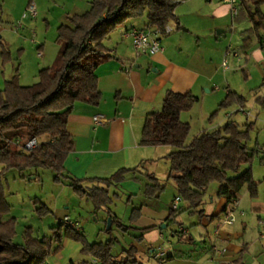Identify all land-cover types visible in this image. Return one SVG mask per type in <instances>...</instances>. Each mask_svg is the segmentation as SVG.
I'll list each match as a JSON object with an SVG mask.
<instances>
[{
  "label": "crops",
  "instance_id": "obj_1",
  "mask_svg": "<svg viewBox=\"0 0 264 264\" xmlns=\"http://www.w3.org/2000/svg\"><path fill=\"white\" fill-rule=\"evenodd\" d=\"M91 1L0 0V89L3 90L6 82L11 80L17 72H19L21 84L23 80L28 81L30 77L33 78V81L38 78L40 80V70L49 67L54 62L60 48L57 40L58 27L61 24H69L70 16L86 12ZM219 1L220 5L215 15H210L207 12L202 14V17L206 20L218 21L216 25H224L223 28H219V35H225V33L231 35L232 42H229L226 45L227 47L225 46L226 51H230L231 60L241 68L247 80L249 78L247 71L255 72L258 87L253 89V92L256 95L257 105L264 108L257 102L258 97L264 96V85H262L264 82L263 30L255 34L245 32L251 29L252 22L245 18L243 12H240V14L238 12L239 15L235 16L230 4L222 0ZM253 1L256 0H249L248 2L251 8H254ZM259 1H261L260 9L264 13V0ZM32 2L37 6L38 16L36 18H23V14ZM241 3L242 0L239 2V10ZM175 13L179 22L175 21L169 24L173 31L162 40L164 50L155 55L138 53L133 48L132 39L125 35L131 28L146 27L148 25L146 16L128 20L104 40L105 46L114 57L102 63L96 70L98 87L102 93L100 104L93 106L76 102L72 113L69 115L67 130L71 135L74 147L64 162L66 174L85 179L109 178L119 169L129 168L132 170L124 175L125 180L113 182L109 186V194L114 190L116 191L115 195L119 196L117 191L122 186H127L128 191H133L132 194L140 195L143 184L141 183L137 190H132L130 186L135 185L132 183V179L143 180V177L147 178V175L151 174L162 182L165 176L161 178L158 170H148L147 164L149 160L156 161V159L166 158L168 154L174 151V148L169 145L145 146L141 144L142 129L146 116L162 108L166 91L170 89L183 94L191 92L199 98V101L205 99V96H200V91L203 90L204 92L205 88H207V95L215 94L221 96L220 99H223L229 91L237 92L232 88V77L229 73L231 67L228 70L224 69V74L212 69L213 55L209 48H214L215 45L222 46V43L217 41L218 39L215 43H211L209 38L212 36V28L205 24L202 25L203 29L191 27L187 24L188 22L184 21L183 16L176 12V9ZM20 19H22L24 26L16 30L14 26ZM184 26H187V28H184ZM181 28L184 31H178ZM191 37L196 38L195 43ZM201 37H205L206 46L203 45ZM31 39H35L36 42H32ZM229 46L230 48H228ZM40 52H42V55H39ZM33 54L36 57H33L34 59L31 61L30 56ZM221 56L222 54H220ZM38 59L42 62L37 61ZM219 59L223 61V58ZM126 69L129 70L126 71ZM248 83L249 80L246 84ZM257 89L262 94L259 95L256 92ZM237 93L242 95L239 92ZM246 104L247 100L243 108ZM237 107L242 106L236 104L233 109L235 110ZM226 111L221 120L214 119L211 127L206 130L221 128L230 120L237 122L236 117L238 115L236 113L238 110L236 109L231 113H228V110ZM183 115L184 112L181 114L182 120ZM97 116L101 117L100 121H96ZM247 116H250V113ZM237 123L239 124V122ZM247 124L249 123L244 124V127ZM149 153H153V155L149 156ZM166 160V166L170 167V160L168 158ZM247 168L242 167V170ZM167 171L163 173L168 175L164 179L168 182H162L165 186L170 183L169 172ZM26 172L30 179L38 178V173H34V170ZM66 182L68 183V181ZM145 183L152 184L149 180H145ZM83 185L91 188L93 186L101 187L104 184L86 180ZM171 186L173 196L168 208H163L160 205L161 200L159 197L161 195L156 199L148 195L147 192L146 194L143 193L142 204L135 207L141 208V214L134 222H122L120 216L115 214L111 208H108V211H111V214L124 225L120 228L121 231H124L123 235L134 238V240L128 242L127 246L122 248V251L114 254L115 257L122 258L125 255L124 249L129 247L131 243L136 245L139 252L143 251L155 257L156 251L163 248L160 241L167 240L169 253L166 260L161 262L162 264L171 263L179 251L188 257L181 261V264H203L198 259H192V254L197 250L199 242L209 241L212 256H209L208 253L206 255L213 263L234 264L235 262L240 263V261L242 263L241 252L249 248L248 242H243L244 240L240 242L247 231V222L244 218L241 220L242 227L234 228L236 220L233 224H225L222 220V213L236 210L241 191L237 194L236 203L227 204L226 198L220 197L218 194L222 184L212 183L207 188L206 194L213 203L203 206L205 212L200 217V222L208 229V237H201L196 240L190 233L194 238L192 237V240L188 241L185 238H179L180 235L176 234L179 243L174 244V240L170 239L173 231L183 229L185 235H188L190 231L182 223L170 224L169 226L167 224V217L170 210L173 209L174 200L179 196L175 182ZM179 207L181 209L187 208L188 203L181 199ZM54 213L60 222L64 216L68 215L70 217L68 210L63 212L57 210ZM263 214L264 206L256 214L260 228L263 227L264 229ZM9 217L15 216L8 214L6 218ZM239 217H245V212L241 211ZM210 227L213 230L211 232L209 231ZM78 231L80 230L78 229ZM35 237L42 238L43 236L37 235ZM138 237L142 239L138 240ZM262 240H264V232L260 230L258 240L251 242V247L258 245V242H262ZM181 243L182 245H179ZM218 243L223 245L220 248H225L222 254H216L213 250V247L218 246ZM177 247L182 248L178 249ZM139 255L138 253V257ZM58 258L56 264H62L64 258L62 252L58 253ZM140 261L144 264L141 259ZM83 263L89 262L84 260L80 264ZM70 264H73L72 260ZM254 264L263 263L259 262L258 257V262Z\"/></svg>",
  "mask_w": 264,
  "mask_h": 264
},
{
  "label": "trees",
  "instance_id": "obj_2",
  "mask_svg": "<svg viewBox=\"0 0 264 264\" xmlns=\"http://www.w3.org/2000/svg\"><path fill=\"white\" fill-rule=\"evenodd\" d=\"M248 2L242 0L239 10V14L243 12L253 24L245 32L255 34L263 30L264 34L261 1H253L254 8ZM177 5L175 0H92L86 12L70 16L69 24L58 27V54L49 67L40 70L38 83L22 85L17 72L6 82L5 88L0 89V263L44 264L47 256L62 250L66 237L81 242L82 251L100 259L102 264H143L135 244L125 248V255L118 259L113 254L114 239L89 243L82 232L62 221L51 228V235L42 238L33 236L32 229L27 228L24 243H15L17 218H6L11 205L6 196L5 175L12 169L24 172L50 168L56 173L55 180L68 181L79 195L90 198L96 209L108 206L112 201L109 186L113 182H121L132 169L121 168L109 178L85 179L66 174L64 162L74 147L67 130L69 115L76 102L93 106L101 102L96 70L114 57L104 40L128 20L143 16H146L148 25L163 31L171 22H179L175 13ZM198 101L199 98L191 92L183 94L167 90L162 108L146 116L141 144L174 148L166 157L171 164L169 178L175 182L179 196L188 203L190 213H198L202 217L207 188L214 182L222 184L218 194L226 198L227 204L237 202V194L245 185L251 197L258 195V183L251 165L255 154L264 147L251 148L248 145L252 123L243 128L232 120L221 128L203 130L186 144L191 124L182 120L181 114L191 110ZM257 102L264 106V96L258 97ZM245 103L244 96L229 91L220 102L219 109L232 104L243 107ZM219 109L212 113L211 119ZM16 137L24 140L38 138L40 145L29 152L6 145L8 140ZM244 165L248 168L242 170ZM149 178L152 184L147 185L148 195L165 189L156 177L149 174ZM86 180L104 185L87 188L83 185ZM40 202L37 207L40 216L52 212L43 201ZM183 210L180 207L170 210L168 226L178 223L177 218ZM108 213L112 227L116 222L119 227L124 226L111 211ZM140 214L141 208H134L131 221H136ZM112 227L107 231L111 232ZM176 234L180 235L179 238L192 240L191 236L182 233V229L172 232V235Z\"/></svg>",
  "mask_w": 264,
  "mask_h": 264
},
{
  "label": "rangeland",
  "instance_id": "obj_3",
  "mask_svg": "<svg viewBox=\"0 0 264 264\" xmlns=\"http://www.w3.org/2000/svg\"><path fill=\"white\" fill-rule=\"evenodd\" d=\"M176 1L179 2L176 7V12L179 15L183 16L184 21L188 22L187 24H189V26L203 29L202 25H207L208 27L212 28V36L211 38H209L211 39V43H215L217 39V41H220L222 43V46L215 45L214 48L210 47L209 49L210 51H212L211 53L213 55L212 69L218 70L220 74H224L225 70L222 66L223 61L219 58H225V46L228 45L229 42H232L231 35H229V33H225V35H219V28H223L222 26L224 25H216L218 21H211L210 19L206 20V18L202 17V14H206L207 12L210 15H215L217 13V9L219 8L220 1ZM184 28H187V26H184ZM178 31L181 32L184 30L181 28ZM204 38L205 37H201L203 45L206 46V40H204ZM191 39H194L193 41L195 43L196 38L191 37ZM220 54H222L221 57ZM31 56V61H33V57H36V55L33 54ZM37 61L42 62L40 59H38ZM229 65L231 67L229 73L232 77V88L245 96L247 100V104L243 108L245 112L241 111L240 107L236 108L238 110V112L236 113L238 115L236 117V120L243 127L246 123H253L252 130L250 131L251 139L250 141H248V145L251 148L259 146L264 147V108L257 105L255 100L256 95L253 92V89L258 87L257 76L255 72L251 70L247 71V74L249 76V83L246 84L248 80L245 78V74L243 73L241 68L236 66L235 62L231 60L230 56ZM223 80L224 79L222 78V81ZM38 81L39 78L36 79V81H33V78L30 77L28 81L23 80L22 84L32 85L36 84ZM222 81L221 83H223ZM256 92H258V89ZM206 93L207 88H205L204 92L203 90H201L200 96H205V99H201L191 110L184 112L183 120L189 121L191 124V130L187 137L186 143H190L200 131L210 128L211 123L214 119L221 120L223 114L227 112L226 110H228V113L234 112L236 110L233 109V106L236 104H232L227 108L219 109V104L225 97L223 99H220L222 98L221 96L219 97L215 94L207 95L208 93ZM258 94H262L261 91H259ZM218 109V114L211 119L210 117L212 113ZM247 113H250V116H247ZM169 148L171 149V147ZM152 155L153 153H149V156ZM263 157L264 151H258V153L255 154L251 165L253 170V177L258 183V195L256 197H251L248 191V187L245 185L240 192L239 204L237 203L238 206H236V210L234 211L236 215L234 228L242 227L241 220H243L244 218V220H246L247 222V231L245 232L243 239L241 238L240 242L244 240L243 242L249 243V248L244 249V251L241 252L240 257L243 259L242 263L240 261V263L235 262L234 264H254L258 262V257L259 262H262L264 264V240H262V242H258V245L251 247V242L258 240L259 231L262 230L264 232L263 227L260 228L258 224V217L256 215L257 212H259L264 206V163H262ZM166 162V158L156 159V161L149 160L147 168L150 171L158 170L161 178L165 176L164 179H166L168 175H164L163 173H165L166 170H168L167 172L170 171V167L166 166ZM243 167L247 168L248 165H244ZM34 173H38L37 179H30L26 171L20 172L16 169L8 171V173L5 175L6 196L11 205L9 214L17 218L16 235L14 238L15 243H24V234L27 228L32 229L33 236L39 235L40 237H42L45 235H49L51 233V228L58 225L60 222V220L54 213L57 210H60L62 212L64 210H68L70 218L77 223L78 229L85 235L89 243L106 242L110 239H114L115 246L113 248V254H117L119 251H122V248L127 246L128 242L134 240V238L130 237L129 235H123L124 231L120 230L121 227H119L117 222L113 224L111 232L107 231L108 220L110 218L108 208H111L115 214L119 215L122 222L124 221L126 223H130L133 209L135 207H139L142 204V194H146L147 192L148 184L145 183V180H149L151 182V179L148 175L147 178L143 177V180L132 179V183L135 184L130 186L132 190H137L138 186H141V183L143 184V189L140 195L136 196L132 194L133 191H128L129 189L127 188V186H122L117 191V193H119V196L115 195L116 191H111L110 196L112 201L108 206L101 209H96L93 201L90 198L79 195L66 181L62 179L61 181L55 180L56 173L52 169H37L34 170ZM164 179L162 180V182L165 181ZM169 179L170 183L168 184V186H165L164 183L159 181L161 185L165 186V189L162 192L151 195L156 199H158V197L161 195L159 197L161 200L160 205L163 208L169 207L170 200L173 196V189L171 185L174 183V181L171 178ZM123 180H125V178ZM165 182L167 183L168 181ZM37 200L39 202H37ZM40 201H43L52 210V212H47L46 214L40 216L37 211V207L39 206V203H41ZM212 203L213 201L206 194L203 206L205 207L207 204L209 205ZM241 211L245 212V217H239ZM177 222L178 224L182 223L186 227V229L188 228V230L190 231L188 235L186 234V236L188 237L191 236L190 233L195 237L196 240L198 238L200 239L201 237H208V229L200 222V215L198 213H190L188 208H184L183 212L179 215ZM209 231H213L212 227L209 228ZM184 232L185 231L182 229V233ZM170 239L174 240V244L179 243L177 237L174 235H172ZM208 242L209 241H201L198 243L197 250L192 254V259H198L203 264H216L213 263L212 260H209L208 256L206 255V253H208L209 256H212L209 247L210 242ZM160 243L163 248H165L166 250L169 249L167 240L160 241ZM261 244L263 246H260ZM179 245H182V243ZM218 246L223 247V245L219 243ZM82 247L83 245L81 242L65 237L62 250L60 251L64 256V258L62 259V264H70L71 260L73 261V264H80L84 260H88L89 263L83 264H90V261L95 257L90 254L84 253L82 251ZM177 248L180 249L182 247ZM138 253L140 254L139 258L144 262V264H162L159 259H157L153 255L147 254L143 251H138ZM187 258V256H184V254L179 251L176 258L169 264H181V261ZM58 260V253L51 254L46 257L44 264H55Z\"/></svg>",
  "mask_w": 264,
  "mask_h": 264
},
{
  "label": "built area",
  "instance_id": "obj_4",
  "mask_svg": "<svg viewBox=\"0 0 264 264\" xmlns=\"http://www.w3.org/2000/svg\"><path fill=\"white\" fill-rule=\"evenodd\" d=\"M228 4H230L232 8L233 14L236 16L239 12V2L240 0H222ZM38 16V10L37 6L34 2L30 3L27 7L25 13L23 14V18L31 17L36 18ZM23 21L22 19L18 20L15 24V29H21L23 28ZM173 31V28L170 25H167L163 31L158 29L156 26L153 25H147L144 28H131L129 29L125 35L127 37H130L132 39V44L134 49L138 53L148 54V55H155L159 52H162L164 50V45L162 43L163 38L170 34ZM32 42H36L35 39H31ZM230 48V46L228 47ZM39 55H42V52L39 53ZM229 56L230 51H226L225 58L223 59V68L228 70L230 69L229 65ZM129 69H126L128 71ZM241 111L245 112L243 110V107H240ZM249 114V113H247ZM101 117L97 116L96 121H100ZM7 146H13L17 148L19 151L23 152H29L35 148H37L40 145V141L38 138H31L28 140H24L22 137H16L14 139H10L6 143ZM181 197L177 196L174 200V203L172 205L173 209L179 208V202L181 201ZM222 220L225 224H233L236 220L235 213L233 211H225L222 213ZM62 222L66 225H70L72 227H77V223L74 222L68 215L64 216L62 219ZM213 250L216 254H222L225 251V248H220L218 246H214ZM169 253L168 250L165 248H160L155 253V257L159 259L160 262H164L166 260L167 254ZM3 264V263H0ZM51 264V263H47ZM56 264V263H55ZM90 264H102L101 260L98 258H94L90 261Z\"/></svg>",
  "mask_w": 264,
  "mask_h": 264
},
{
  "label": "water",
  "instance_id": "obj_5",
  "mask_svg": "<svg viewBox=\"0 0 264 264\" xmlns=\"http://www.w3.org/2000/svg\"><path fill=\"white\" fill-rule=\"evenodd\" d=\"M112 227V218L110 217L108 220V226L107 229H110Z\"/></svg>",
  "mask_w": 264,
  "mask_h": 264
}]
</instances>
